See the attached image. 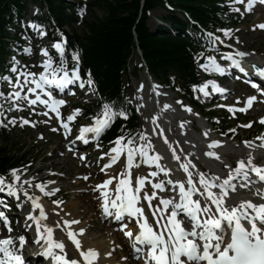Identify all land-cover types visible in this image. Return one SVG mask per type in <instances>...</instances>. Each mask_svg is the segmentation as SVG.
Masks as SVG:
<instances>
[{"label":"snow or ice","instance_id":"1","mask_svg":"<svg viewBox=\"0 0 264 264\" xmlns=\"http://www.w3.org/2000/svg\"><path fill=\"white\" fill-rule=\"evenodd\" d=\"M236 3H244V0H231V4ZM255 3L256 0H247V10H251ZM259 3L264 5V0H259ZM234 11H240V9L235 8ZM83 14L84 9H81L80 15ZM29 26L38 36L46 35L39 24L32 23ZM259 28L264 29V24H260ZM219 31H222L225 37H230L232 34L231 29ZM206 36L208 50L218 52L217 42L224 44V41L212 33H207ZM66 43L63 33H60V39L52 44L59 56L58 61L54 60L47 48L41 49L44 59L39 65L42 71L38 73L29 71L28 66L21 65L15 56L11 58L8 71L13 75H0V81L5 82L11 89L7 93L0 90V117L4 116L5 104L8 105L9 112L23 111L24 103L33 112L36 111L33 106L43 105L47 111L38 114L48 116L49 111L55 113L67 138L72 131L70 122L74 121L82 110L74 109L66 120L61 119L60 107L66 103V100L57 98L54 93L64 94L68 90L67 94L75 95L74 90L69 89V85L77 84L81 89H84L87 84L88 91L93 94L96 90L91 72L88 73L86 81L81 78L78 52L71 54L72 67H68L65 56ZM227 47L231 48V45ZM23 53L31 55L32 48H23ZM246 55L248 53L240 51L221 54L220 59L229 62L227 68L218 63L215 56H204L203 53L197 56V61L203 58L204 63L200 64V67L208 73L225 75L228 69L234 68L247 77L248 72L242 67V58ZM251 67L258 78L264 80V68L256 65ZM245 82L264 93L258 81L247 79ZM209 86L212 92L223 94L226 91L215 81L208 80L202 85H193V92L198 91L208 97ZM142 87L141 85V89ZM156 94L159 95V93ZM255 99V96L249 97L246 107L236 110L245 111ZM177 103L181 104L185 110L192 111L181 101ZM169 107L170 105L167 104L163 106L164 109ZM229 111H234L233 107H229ZM118 117L126 120L127 109L123 106L117 109L113 103L104 101L95 115L90 118L91 123L80 125L76 140L84 144H88L90 140L96 141V147L99 148L100 137L112 127ZM30 123L35 126L33 122L20 118V126ZM152 123L156 124V117L152 118ZM261 123H264V119ZM8 124L16 125L17 119L13 117L8 120ZM0 126H6L3 120H0ZM244 126L248 127L250 124ZM156 127L158 128L159 125L156 124ZM58 130L52 129V131ZM152 131L155 132L156 128ZM159 135H164L163 130ZM74 143L75 141L70 142V151L74 150L71 147ZM109 143L111 146L108 151L102 152L100 156V159L108 157V161L100 169L105 173L106 179L97 184L93 191L99 192L103 215L119 222V230L123 231L124 236L130 241L135 259L142 261V264H264V164L254 163L251 155L246 160L241 158L225 163L220 155L212 150L222 142L211 140L207 145L209 150L204 154L220 161L227 172L224 175L206 173L189 159L192 153L178 155L172 143L165 137L164 143L168 144L171 150V158L178 162V169L183 171L185 177L173 180L170 178L172 169L160 163L162 157L154 152L151 138L146 132H137L133 135L122 130V134ZM122 155L126 156L123 169L116 175H108L107 170L117 163ZM137 157H139L138 161ZM84 158L81 156V159ZM142 164L155 170L149 171L146 175L133 176L132 169L139 168ZM21 174L22 170L17 168L8 170L7 176H10L11 180L0 174V193H6L7 196L15 198L16 207L21 211H24L25 203H31V210L25 215V228L34 232L33 243L41 248V254L49 258L51 264H94L98 258V252L91 248H82L80 240L77 239V233L70 230L69 226L79 221L65 220L63 225L69 228L66 234L79 254L76 258L70 257L66 252L63 240L54 239V227L44 223L47 220V213L39 203V197H34L24 187L25 184L29 188L33 187L34 178L21 181ZM161 174L164 178L157 179ZM83 179L87 180L88 177L85 176ZM113 181L116 183L113 184ZM146 184L150 185V188L146 187ZM110 185H112L111 188ZM256 185L260 186L255 187ZM34 187L48 196L59 191L55 188L46 191L47 185L43 183H36ZM253 187H255L254 194L259 198L258 202L252 200L237 202L230 195V193H236L238 188L252 190ZM165 191H171L174 195L158 196V192ZM21 195L24 197L23 200ZM53 203L62 202L53 201ZM0 208L10 210V205L0 201ZM37 209H39L38 215L35 214ZM129 221L133 222V227H129ZM0 223L9 233L13 231L11 219L3 210H0ZM55 227H61L59 222ZM83 232L84 229H79L80 234ZM26 243L27 237L23 233L17 237L9 235L0 238V264H26L23 259Z\"/></svg>","mask_w":264,"mask_h":264},{"label":"trees","instance_id":"2","mask_svg":"<svg viewBox=\"0 0 264 264\" xmlns=\"http://www.w3.org/2000/svg\"><path fill=\"white\" fill-rule=\"evenodd\" d=\"M38 14L34 18L42 23L51 40H59L60 33L66 38L67 52H78L81 71L88 78L91 72L100 102L94 103L89 111L97 112L104 101L113 103L119 109H127L128 118H117L106 134L104 141L138 129L139 119L126 97L130 85L128 67L139 49L149 72L163 84L179 87L188 99L195 103L191 86L198 82L197 59L200 48L186 36L188 22L176 13L188 16L195 24L204 28L228 27L236 23L225 0H92L88 7L97 6L99 17L83 21L80 31L74 27L80 24L82 2L67 0H32ZM156 9H163L167 15L162 20L181 32L174 35L166 27L152 32L148 26L149 15ZM27 13L26 0H0V71H8V56L15 54L16 45L10 29L16 28ZM65 28H69L70 32ZM138 67L134 74L137 75ZM6 130L0 126V174L7 178L8 170L24 167L28 154L17 142H11Z\"/></svg>","mask_w":264,"mask_h":264},{"label":"rangeland","instance_id":"3","mask_svg":"<svg viewBox=\"0 0 264 264\" xmlns=\"http://www.w3.org/2000/svg\"><path fill=\"white\" fill-rule=\"evenodd\" d=\"M89 2H90V0H84V3H89ZM244 3H245V0H244ZM36 13H37L36 8H34L32 15L30 16L28 14V18L26 19L25 25L24 24L22 25L23 29L25 26L27 27L31 23H34L31 18L34 17L36 15ZM92 13L93 14L95 13L99 17L102 16L101 10H99V8L97 6H94L92 8H87L86 10H84V14L82 15V20L90 19L92 17ZM165 14L166 13L163 10H156L151 14L149 25L153 31H156L158 25L160 24V22L158 21V18H161ZM260 16H262L263 20L259 19ZM260 23H264V14L263 13L261 14L260 10H256L252 16H249L246 19L243 26L239 27L237 30H235L232 33L234 36L235 43H237L240 47H242L243 51H246L248 54L253 55L256 58H263L264 57V30H260L258 28V24H260ZM81 26L82 25H76L75 29L80 31L82 28ZM205 37L206 38H204V39H206L205 41H207V36H205ZM224 38H225V36L221 37V39H224ZM31 44L35 49V50H33V47H32V50L34 51L35 56L39 57L41 55V49L37 50V45L35 42H32ZM219 45H220V43L218 42L216 46L218 47ZM255 50L259 51L260 54L257 53V55H256V53L254 52ZM35 56H32L31 59L35 58ZM42 59H43V56L41 55L39 62H41ZM139 62H140V59L136 57L134 60V64L137 66V65H139ZM144 75L145 74L143 73V71L140 72L139 78L132 80V82H133L132 87L127 92L128 99L134 104L135 107L140 106L138 96H137V91H136L137 90L136 88H138V87L136 85L138 84V86H141V85L145 86ZM161 93L164 96L166 95V100L172 99V103H173V105H176V109L178 111L180 110V104H177L176 102L181 101L182 103L185 104V102H183L181 97L179 95H177L176 93H172V92L166 91L164 89H163V91H161ZM94 99H96V96H94V94H93L92 100H94ZM230 99H231V101H229L225 106L226 109L222 108L220 111H218V113L216 112L218 115V119L221 121L222 124H229L230 129H236L237 128L236 133H237L238 137H240L242 139V141H243V139H246L247 137L252 138V136L254 135L253 130H244V129L239 130V129L244 128L245 126H242V125H248L250 123V121H252V122L255 121L256 123L258 121H261L262 120L261 116L255 112L254 113H251V112L250 113H242V115L234 114V111H229V107H233L232 102H236L238 100L243 101L244 96L233 94L230 97ZM81 101H83V102H81ZM89 101L90 100H86V99L80 100V97L78 99L70 98L67 111H71V108L74 106L81 108L82 110H86L87 107L91 104ZM206 101H207L206 98L202 99V102H206ZM261 102L263 103V101H261ZM84 103H85V105H84ZM263 105H264V103H263ZM220 106L221 105H216V106H214V108H220ZM153 108L155 109V107H153V106L150 107V109L147 113L148 116H146V114H145V117H147L146 119H141V121H142V130L141 131L146 132L150 136V138H151V135H150L151 133L149 130L150 129L149 124H153L151 119L153 117H156V114H155L156 110H154ZM172 112L174 114L178 113L175 111H172ZM186 114H188V117L191 118V120L194 119L195 121H197L198 127L199 126L201 127V125H203V124H205V126H206V119L205 118L200 117L197 114H192V111L190 113H185V114L182 113V115H186ZM30 115H34V114L32 112H30ZM177 115L181 116L179 113ZM176 119H177V117H176ZM218 119H215V120L217 121ZM191 120H187V123L190 124ZM82 122L85 125H87L88 122L91 123V120H82ZM33 123L35 124V126H38L37 129L31 128L30 126H28L29 129H25L24 127L22 129L19 126V128H16V130H14L10 134L13 143L17 142L23 146H26L27 149L29 148V150H31L33 152V155L37 156V160H38L35 164V168L33 170H31V172L24 173L22 171V173H24V174H22L21 179H30V178L40 179L43 176L49 175L52 172H57V173H53L52 176L53 177L56 176L58 179L53 178L52 181H54L55 184L60 186V189H62V194L64 196L63 197V199H64L63 207L64 208L62 210H66L67 208H70L69 205L74 202V203H77L80 205L79 211H81L80 213H83L82 207H86L85 205L83 206V204H87L88 206L91 207V209H89L88 211H89V216L92 218V221H95L99 217L103 218V216H101L102 215L101 214L102 213L101 207L98 206V205H100L101 202L99 201V203L97 205V198L94 196L95 191H93V189L95 188L96 185L93 184V186L90 187V190H91L90 195L91 196H87V197L86 196H82V197L77 196V194H84L86 185H89V184L74 185L75 181L76 182L81 181L82 176L90 174L91 172L92 173L96 172V170H94V171L89 170L86 167L85 162L81 160L80 155L76 156V155H74L73 152H72V154H66V156L64 155V153L66 152V149L64 150V143H63V140L61 138L62 133H59L60 129L57 126H49L48 122L41 123V119L38 117L36 119V122H33ZM156 123H157V118H156ZM153 125H155V124H153ZM190 127L191 126L189 125L188 126V132H186L188 136H190V137L201 136V130H199V129L191 130ZM53 128H57L59 130L58 131H52ZM172 130L174 131V129H172ZM175 135H177V129L175 131ZM41 136L43 137L42 139L40 138ZM181 139H183L185 143L188 141L184 137ZM151 141H152V139H151ZM178 141L180 142V140H178ZM201 141H202V139H201ZM189 143H191V142L189 141ZM237 143L239 144V142H233V143L231 142L232 145H238ZM152 144L154 146V152L157 153L156 145H154L153 141H152ZM74 145L78 146L79 143H75ZM96 148H97L96 146L89 148L88 150H86V153L94 154L93 152H95ZM184 149H185V147H184ZM102 152H103V150L101 149L99 153L94 154V157L91 158V160H93L95 163V160L100 158ZM90 162H92V161H90ZM196 162H199V161L196 159ZM224 162L228 163V161H224ZM103 163H104V160H99L97 162L99 168L102 167ZM61 167H64L67 174L65 173L64 170L61 169ZM90 168L94 169L93 163L90 166ZM95 169H97L96 163H95ZM153 170H155V169H153ZM60 172H64L66 175L61 176ZM134 173L136 174L137 172L134 171ZM67 176H68V178H67ZM93 177H94V174H93ZM101 178H103V180H104L103 174H101V177H99V178L94 177V180L95 181L98 180V184H100V183H102L101 181H99ZM32 182H33V180H32ZM26 188H28L29 193L31 190L37 191L34 189L35 188L34 184H33V187L29 188L27 186ZM35 194H32V195L34 197H39V203L43 207L48 208L46 206V203L42 199H40V193H39V196L37 194H36L37 195L36 196ZM84 197L85 198H91L92 197V199H89L88 201L83 202L82 200H84ZM23 199H24V197L21 195V200H23ZM13 201L15 204H17V201L15 200V198L13 199ZM24 207L27 209V211L31 210V203H29V202L25 203ZM57 210H59V209H57ZM91 210H93V211H91ZM21 212L23 214H26V211H21ZM68 212L69 211H67V213ZM70 213H71V211H70ZM54 217H56V216H54ZM48 218H49V220L53 219L50 216H48ZM84 221H87L88 223L91 224L89 218H85ZM57 222H59V221H57ZM103 222L105 225H107L105 220ZM15 225L17 226L16 233L21 232L22 225H20L19 221H15ZM79 225H81V222L79 223ZM108 227L111 228L110 226H108ZM90 230H87L86 233L89 231V235L94 234ZM60 232H62V231H60ZM118 234H119L120 238L122 239L123 238L122 234L119 232H118ZM6 235H8V232L6 233ZM111 238H112V236L107 237V235H104L103 240H101V242H104V243L110 242L111 243L110 245L113 246L112 248H117L118 243L112 244V242L113 241L115 242V240H117V239L113 240ZM59 239L64 240V239H66V237L64 234L63 235L59 234ZM123 241L125 242L124 238H123ZM117 250H118V252L124 251L121 249L120 250L117 249ZM132 262H133V260L131 259L128 264H134V262L133 263Z\"/></svg>","mask_w":264,"mask_h":264},{"label":"bare ground","instance_id":"4","mask_svg":"<svg viewBox=\"0 0 264 264\" xmlns=\"http://www.w3.org/2000/svg\"><path fill=\"white\" fill-rule=\"evenodd\" d=\"M28 2H29L28 3V8H29L28 12H29V15L31 16L32 13H33L34 6L31 4L30 0H28ZM144 83H145V86H143L142 89H141V86H138V84L136 85L138 87V88H136L137 89L136 90L137 91V96H138L139 103L141 105V107H140V109L138 111L139 114L144 119H146L147 117H145V114H146V116H148L147 113H148L150 107L151 106L155 107V109L154 108L153 109L156 110L157 118L159 120L165 119L166 120V124H167V126H169L170 132L172 133L173 132L172 129H174L173 128V126H174L173 122H175L176 117H177V119H181L182 116H178L177 115L178 113L174 114L172 111H169L168 108H167V110H165L162 107V104H167L168 100H166V97H165L166 95L162 96V94H161L162 90H161L159 85L154 80H149L144 75ZM156 93H159V95H157ZM257 104H259V103H257ZM157 111H158V113H157ZM257 111L259 113H264V108H262V109L257 108ZM183 127H184V125H183ZM184 129H187V128L184 127ZM235 138H236V136H235ZM174 139L175 140H170L169 139V142L172 143L173 148H175V150H176L178 155L180 153H182L183 155L187 154V153H190V152L186 151L184 149V147H180L178 145L179 141H178L177 137H175ZM158 140L160 141V143L162 145L161 149H162V152L164 153V156L168 160L169 166L173 167V169H175L177 171L178 170V162L171 158L172 153H171V150L168 147V144L164 143V140L162 138L160 139L158 137ZM239 144L240 145L238 147L228 146V147L224 148V151L230 152L231 150H234L235 154L238 155L241 152L236 151V150H239V148H245L244 143H240L239 142ZM193 152L196 153V154L190 156L189 159H191L200 169H202L203 171L206 172V170H207L206 166L204 164H202L200 161L196 162V158L194 157V156H196L199 153V151L195 149L194 151H191L192 154H193ZM259 153L261 154V152H259ZM228 154H229V156L232 155V153H228ZM200 159L204 160V157L201 156ZM137 161H138V159H137ZM125 163H126V156H123L122 159L120 160V162L116 166H114V167H112V168L107 170L108 175H116V174H118L123 169V166H124ZM216 164H217V165H215L216 168L213 167V170L217 171L218 174L220 173V175L226 174L227 169H224L223 164L220 161H218V160H216ZM61 169L65 171L64 167H61ZM132 171L138 172L141 175H146L150 171V169L146 165L142 164L139 168H134ZM60 173H61V176H64V175L67 174L66 171H65L66 174L64 172H60ZM93 174H94V177H97V178L101 177V174H103L104 179H106L105 173L99 171V172H93V173L91 172L90 174H88L87 175L88 177L90 175L91 176L87 180L82 178V180L79 181V182L75 181L74 185H80V184H85L86 185V184H89V185H86L84 194H77V196H81V197L82 196H86V197L87 196H91L90 195L91 194L90 187L93 186V184H95V185L98 184V180L97 181L94 180ZM67 178H68V176H67ZM177 178H178V180L179 179H183V178L179 177L178 175H177ZM23 180H26V179H23ZM115 183H116V181H113V184H115ZM46 185H47L46 191L54 189V188L60 190V186H58L55 183H48L47 182ZM27 186H28L27 184L24 185L25 188ZM109 187L111 188L112 185H110ZM146 187H147V185H146ZM39 193H40V197L43 200L44 199L48 200L47 199V197H49L48 195H44L40 190H39ZM250 193H252V192H250ZM89 199H92V197L91 198H85L84 197V200H82V201L83 202L84 201H88ZM233 200H235L237 202L239 200H252L254 202H258V198H253L252 196H249V197H246V198H241V199H233ZM153 203H154V201H153ZM84 205L86 207H82L83 208V213H80L81 212V211H79L80 205L73 202L72 204L69 205L70 208L66 207L67 208L66 210H62V212H63L62 216H60L57 219L55 218L56 221H59V223L62 226L64 225V221L65 220H67V221L77 220V221H79V223L81 222V225H79V223L71 224L69 226L70 230H72V231L77 233V239L80 240L82 248H84V249L91 248V249H94V250H96L98 252L99 255H98V258H97V264H128L130 262V260L132 259L131 257L134 258V253H133V251L131 249L130 242H129V245H128V243H124V244L120 245L117 248H111V245H110L111 243L110 242H107V243L106 242L105 243L101 242V240H103V236L104 235H107V237L108 236H110V237L112 236L111 239H113V240L117 239L118 244H119V242L122 241V239L120 238V236H119V234H118L116 229L109 228L108 225L104 224L103 221H104V218H105L104 216L105 215H101V216H103V218L99 217L95 221H92V218L89 216V211H88L89 209H91V207L88 206L87 204H83V206ZM67 211H69V212L71 211L70 218L68 217L69 214L67 213ZM91 211H93V210H91ZM64 218H65V220H64ZM85 218H89L91 224L88 223L87 221H84ZM79 229H84L85 231L91 229L90 231H92L94 234H90V235L88 234L87 235L86 232H84V234H80L79 233ZM68 230H69V228H65V233L64 234L66 236H67L66 233H67ZM23 233L26 234V235H31L33 233V236H34V232L32 230H28L26 228L23 229ZM54 239H57L56 236H54ZM67 239H68V237H67ZM64 243H65V246H66L65 250L69 254L70 257H74V254L77 257H79V254H78L77 250L73 247V245H72V243L70 242L69 239L67 241H64ZM117 249H119V250L121 249V250H124V251L118 252ZM108 253H111V254L108 255ZM123 257H127V259H123ZM119 260H120V262H119ZM48 261H50L49 258H48ZM134 264H139V263L136 262Z\"/></svg>","mask_w":264,"mask_h":264}]
</instances>
